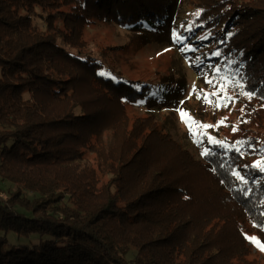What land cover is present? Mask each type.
Returning <instances> with one entry per match:
<instances>
[{
	"label": "trees",
	"instance_id": "16d2710c",
	"mask_svg": "<svg viewBox=\"0 0 264 264\" xmlns=\"http://www.w3.org/2000/svg\"><path fill=\"white\" fill-rule=\"evenodd\" d=\"M95 23L160 30L178 68L159 94L230 97L223 143L195 156L148 85L72 53ZM0 182V264H264V0H0Z\"/></svg>",
	"mask_w": 264,
	"mask_h": 264
},
{
	"label": "rangeland",
	"instance_id": "374dc122",
	"mask_svg": "<svg viewBox=\"0 0 264 264\" xmlns=\"http://www.w3.org/2000/svg\"><path fill=\"white\" fill-rule=\"evenodd\" d=\"M150 36L152 37H140L111 24L95 23L89 25L83 31L84 48L80 51L71 50V52H81L83 58L91 57L102 62L104 69L108 70L106 74L114 79L119 78L134 81L141 85H148L152 89V94L147 100L149 102L146 108H149L155 114L160 125L164 124V128L170 130L172 135L178 138L196 156L198 148L191 138L202 135L203 138L208 140V137H212L210 132L213 130V124H216V121L220 120L223 115L228 116L230 109H227V107L216 108L213 104L205 103L201 97L194 98L189 104L164 100L158 91L163 84L160 81L166 78L171 79L178 68V63L171 50L172 47L167 44V40L165 39V43L158 41L161 36L160 30H155ZM170 44H174V42L172 41ZM111 72H114L115 76H112ZM171 80L176 81L177 79ZM209 99L215 102L218 97L213 96ZM149 105L150 107H148ZM172 108L175 109L172 110ZM169 110L173 113L168 112ZM180 110L188 113L197 124L213 125V127L190 130L186 127L187 124L184 120L181 119ZM128 112L130 123L135 117L142 118L146 114L143 108L132 107V110L129 109ZM228 117L231 118V116ZM225 123L229 127L232 126V122L228 118ZM232 131L229 129L228 133ZM7 189L14 190L8 183L0 182V199L4 200ZM0 236H4V233L0 232ZM251 236L257 237L261 243H264V237L260 232L258 234L253 231ZM6 238L9 244L26 243V240L23 239L16 242V238L11 234L6 235ZM252 246V255L256 252L255 256L263 261L264 251H261L254 243H252Z\"/></svg>",
	"mask_w": 264,
	"mask_h": 264
},
{
	"label": "snow or ice",
	"instance_id": "6c2138e0",
	"mask_svg": "<svg viewBox=\"0 0 264 264\" xmlns=\"http://www.w3.org/2000/svg\"><path fill=\"white\" fill-rule=\"evenodd\" d=\"M176 39L179 40V36H176ZM215 55L219 56L220 53L217 52L215 53ZM217 72H219V68L216 69ZM210 85L213 83L212 80H208L207 81ZM246 95H250L249 93H246ZM210 96H218V93L217 92H211V93H206L202 96L203 100L205 101V103H208V104H213L216 108H220V107H227L228 105L227 104H222L221 102V99L223 100H230L231 98L230 97H223V98H218L215 102L212 101L211 99H209ZM180 116H181V119L184 120V122L186 124H188L189 126V129L190 130H193L194 128H199V129H207V128H210V127H213V125H207V124H197L196 121H194L189 115L188 113H186L185 111L183 110H180ZM227 118H223L219 123L220 124H224L225 123V120ZM235 131V129H233ZM195 134V133H194ZM201 134H205V133H201ZM208 140L210 143H216V144H220V143H223L221 141H216L214 140L212 137H208ZM242 142L240 141H237V144H240ZM205 155L208 154V150L206 149L205 150ZM256 167H259L260 164L259 162L255 165ZM233 175H238V173H233ZM246 239L250 240L252 243H254L261 251H264V243H261L260 240L257 238V237H252V236H248L246 237Z\"/></svg>",
	"mask_w": 264,
	"mask_h": 264
}]
</instances>
